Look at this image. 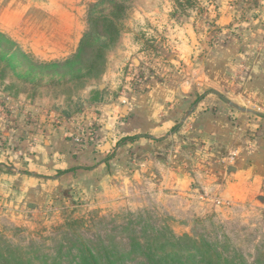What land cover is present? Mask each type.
Returning a JSON list of instances; mask_svg holds the SVG:
<instances>
[{
	"label": "rangeland",
	"instance_id": "1",
	"mask_svg": "<svg viewBox=\"0 0 264 264\" xmlns=\"http://www.w3.org/2000/svg\"><path fill=\"white\" fill-rule=\"evenodd\" d=\"M119 1L123 10L116 11L117 34L111 39L102 36L96 21L91 29L89 18L91 8L97 4L94 17L101 9L108 14L113 8L107 0H58L68 13H74L77 24L57 27L51 39L39 40L53 27L38 14L34 15L36 27L28 23L13 35L4 33L21 47L27 59L3 52L5 57L0 59V114L5 123L0 130L2 170L16 167L24 155L20 143L27 128L41 129V116L61 126V117H72L84 110L85 120L90 122L92 103L107 97L102 94L101 84L114 81L116 96H123L137 90L151 74L164 73L167 77L174 72L190 73L184 60L179 61L175 54L177 37L171 36L183 26L187 34L195 31V51L200 57L219 41L221 28L208 18L207 12L211 3L223 0ZM229 2L238 14V23L251 20L248 29L256 30L253 20L262 19L260 29H264V0ZM89 32L84 50L79 51ZM102 41L107 45L101 56L90 58L88 52ZM126 51L132 53L127 60ZM191 77L188 81L194 83ZM121 137V132H115L108 147L103 148L108 138L102 146L95 147L101 154L110 155L109 161L120 147H126L129 166L136 160L133 145L146 139L120 146L116 141ZM86 146L82 143L77 147L83 150ZM114 172L109 174L113 176ZM82 180L61 186L48 201L35 207H0V251L8 257L9 264H86L90 254L103 264H155L147 247L157 253L163 247L171 250V241L167 246L165 243L172 235L204 240L234 264H264V202L230 210L210 206L201 214L190 211L181 216L177 201L163 202L144 186L124 184L116 178L102 183H91L86 177ZM3 208L12 212L1 213ZM185 240L176 248L191 246V241ZM7 247L12 252H7ZM0 264H4L1 258Z\"/></svg>",
	"mask_w": 264,
	"mask_h": 264
},
{
	"label": "crops",
	"instance_id": "2",
	"mask_svg": "<svg viewBox=\"0 0 264 264\" xmlns=\"http://www.w3.org/2000/svg\"><path fill=\"white\" fill-rule=\"evenodd\" d=\"M35 14L53 27L39 40L51 39L57 27L77 24L74 13L58 0H0V31L13 35L28 23L36 27ZM237 15L229 0L209 5L207 16L221 32L217 44L201 57L195 51V31L187 34L183 26L171 34L177 37V58L191 71L187 75L151 74L123 96H116L114 81L101 84L107 97L92 103L99 136L85 149L79 150L69 137L82 119L80 112L73 116L75 122L61 117V126L41 116V129L27 128L20 143L24 155L16 167H0V207L41 205L61 186L84 177L91 183L116 178L144 186L163 202L177 201L181 216L201 214L210 206L230 210L264 202V29L262 19L253 20L257 28L252 30L251 20L238 23ZM131 54L126 51L125 60ZM131 59L139 64L136 56ZM3 119L0 114V130ZM115 132L148 136L133 145L135 163L128 166L126 147L109 163L96 150ZM71 167L90 168L57 174Z\"/></svg>",
	"mask_w": 264,
	"mask_h": 264
},
{
	"label": "trees",
	"instance_id": "3",
	"mask_svg": "<svg viewBox=\"0 0 264 264\" xmlns=\"http://www.w3.org/2000/svg\"><path fill=\"white\" fill-rule=\"evenodd\" d=\"M100 2H104L105 0H99ZM191 0H185V2H190ZM109 5L113 8L111 11H109L108 14L105 13L104 10L99 11V16L94 17V9L97 8V6H94L91 8L89 13L90 18V24L91 29L92 26H94V21H96L95 26L97 25L102 31V36L105 38H114L117 34V28L115 26L114 19L118 18V14L123 10V5L119 0H107ZM180 5L182 3L179 2ZM116 11H119L117 14ZM99 22H101V25H99ZM90 36L87 34V37L81 41V45L79 47V51L82 49L84 50V45H86V41L88 40ZM107 43L106 41H102L100 43H96L95 48L88 52V55H90V58H95L101 56V52L106 47ZM2 52L6 55H15L17 58H26L25 53L22 51L21 47L11 40L8 36H6L3 32L0 31V59L4 58L5 56H2ZM96 54V55H95ZM54 64V63H53ZM57 64V63H56ZM60 63H58L59 65ZM47 65H50L48 63ZM199 97H197V100ZM98 134L95 137V139L98 138ZM147 135H138V134H127L123 135L120 139H118L117 145L124 146L126 143L133 144L140 138H147ZM86 144H89L88 141H85ZM84 143V144H85ZM111 158L110 155L105 157V162H108V160ZM79 168H90V167H71L68 169H59L58 175L64 174L68 171L77 170ZM185 239H189L191 241V246L186 247V249H180L176 248V244L182 243V241H186ZM171 241L170 245L173 246L171 250H165L164 247L158 251H155L156 249H152V247H147L149 252V257H151L154 260L155 264H167L166 261L168 259L177 260V262H173L171 264H234L231 263L229 258H226L222 255L220 251H216L213 249V247H210L207 242H201L195 238H192L190 235L185 236H171V240H167L165 243V246L169 245V242ZM164 244V243H163ZM13 249L11 247H7V252H12ZM186 250V251H185ZM0 258L4 260V264H9L8 257L0 251ZM86 264H103L99 262L96 257L93 256V254H90V257ZM107 264H114L112 261H109Z\"/></svg>",
	"mask_w": 264,
	"mask_h": 264
},
{
	"label": "built area",
	"instance_id": "4",
	"mask_svg": "<svg viewBox=\"0 0 264 264\" xmlns=\"http://www.w3.org/2000/svg\"><path fill=\"white\" fill-rule=\"evenodd\" d=\"M93 113L92 115V120L88 123L85 122V115L87 114V111H80L79 117L80 119L75 125L74 131L69 134V137L75 141L78 144L85 143V141L89 140H95V137L98 134V128H97V123L94 119L96 115V111L92 109ZM84 117V118H83ZM67 120L70 122H75V119L72 117H67ZM63 119H59L58 122L61 123Z\"/></svg>",
	"mask_w": 264,
	"mask_h": 264
},
{
	"label": "water",
	"instance_id": "5",
	"mask_svg": "<svg viewBox=\"0 0 264 264\" xmlns=\"http://www.w3.org/2000/svg\"><path fill=\"white\" fill-rule=\"evenodd\" d=\"M111 142H112V138H111V134H109V135H108V141H107L105 147H103V148L108 147V146L110 145ZM101 149H102V147H101ZM102 150H103V149H102Z\"/></svg>",
	"mask_w": 264,
	"mask_h": 264
}]
</instances>
